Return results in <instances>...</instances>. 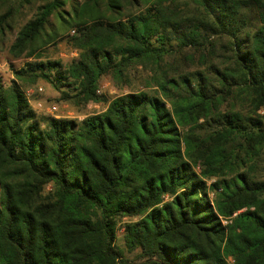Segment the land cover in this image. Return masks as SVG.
<instances>
[{
  "label": "trees",
  "instance_id": "1",
  "mask_svg": "<svg viewBox=\"0 0 264 264\" xmlns=\"http://www.w3.org/2000/svg\"><path fill=\"white\" fill-rule=\"evenodd\" d=\"M52 15L77 58L0 79V264H264V0H47L10 51L34 55ZM191 49L207 67L171 71ZM138 66L143 89L97 94ZM39 78L107 105L39 115L19 83ZM123 217L133 260L115 244Z\"/></svg>",
  "mask_w": 264,
  "mask_h": 264
},
{
  "label": "rangeland",
  "instance_id": "2",
  "mask_svg": "<svg viewBox=\"0 0 264 264\" xmlns=\"http://www.w3.org/2000/svg\"><path fill=\"white\" fill-rule=\"evenodd\" d=\"M46 1L47 0H28L20 2L18 0L12 2V18L8 21V24L3 25L2 33H0V79L4 84H8L11 80L16 79L13 70L19 69L29 60H58L64 64V66H67L72 60L77 58L78 51L72 44V38L77 35V33H72V30L75 28H62L59 21L53 15L50 17L51 23L48 30L50 33H53L54 31L55 34H53V37L48 39L46 43L40 44L34 55L27 57L25 52L21 53V55H14L10 51V46L14 42L21 26L29 19L33 18L38 12V7ZM4 11L5 8H0V15L3 14ZM187 53V59L180 61L179 65L172 66L171 71L177 69V72H190L195 69H203L207 67V63L205 64L199 59L200 52L191 49L188 50ZM166 66H169V64ZM142 71L143 69L141 66L136 67L133 70L130 82L127 85L115 81L110 75L102 76L99 80L97 94H100L106 100H109L112 97L128 92L131 89H143L146 85L149 73L147 71ZM19 83L22 85L24 93L32 108L42 116L53 115L37 109V101L44 103V107L47 106V104H55L57 106V112L55 113L57 116L56 118L64 117L82 119L87 114L97 113L104 110L107 105L106 102L90 101L84 104L82 102L77 103L74 101L62 100L59 91L42 78L37 79L34 83H30L28 80L25 82L19 81ZM257 113L264 114V107L260 108ZM256 167L257 175L264 178V154L257 162ZM221 219L222 223L223 220L227 222V219ZM128 220H130V218L123 217L119 221L115 244L122 255L129 260H133L138 253V250L135 249L129 252L125 246L123 237V224ZM228 261L230 264L232 263L230 257L228 258Z\"/></svg>",
  "mask_w": 264,
  "mask_h": 264
},
{
  "label": "built area",
  "instance_id": "3",
  "mask_svg": "<svg viewBox=\"0 0 264 264\" xmlns=\"http://www.w3.org/2000/svg\"><path fill=\"white\" fill-rule=\"evenodd\" d=\"M72 33H74V30H72ZM41 90V89H39ZM36 107L37 109L39 110H43V111H46V113H49L51 115H53L54 117H57L55 115V113L57 112V106L55 104H52V105H48L44 107V103L40 102V101H37L36 102ZM223 223H226L225 220H223Z\"/></svg>",
  "mask_w": 264,
  "mask_h": 264
}]
</instances>
